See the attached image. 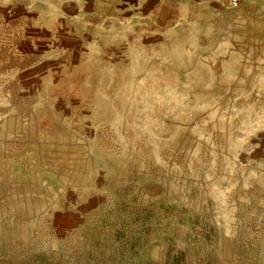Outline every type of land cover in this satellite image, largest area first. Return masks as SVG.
I'll list each match as a JSON object with an SVG mask.
<instances>
[{"label": "rangeland", "instance_id": "obj_1", "mask_svg": "<svg viewBox=\"0 0 264 264\" xmlns=\"http://www.w3.org/2000/svg\"><path fill=\"white\" fill-rule=\"evenodd\" d=\"M143 1L0 0V264H264V0Z\"/></svg>", "mask_w": 264, "mask_h": 264}, {"label": "water", "instance_id": "obj_2", "mask_svg": "<svg viewBox=\"0 0 264 264\" xmlns=\"http://www.w3.org/2000/svg\"><path fill=\"white\" fill-rule=\"evenodd\" d=\"M170 12H171V9L169 6H167V5L162 6V8H161V10H160V12L156 18V22L158 24L163 25L167 21L168 17L170 16Z\"/></svg>", "mask_w": 264, "mask_h": 264}, {"label": "built area", "instance_id": "obj_3", "mask_svg": "<svg viewBox=\"0 0 264 264\" xmlns=\"http://www.w3.org/2000/svg\"><path fill=\"white\" fill-rule=\"evenodd\" d=\"M248 0H229L230 6L236 8Z\"/></svg>", "mask_w": 264, "mask_h": 264}, {"label": "crops", "instance_id": "obj_4", "mask_svg": "<svg viewBox=\"0 0 264 264\" xmlns=\"http://www.w3.org/2000/svg\"><path fill=\"white\" fill-rule=\"evenodd\" d=\"M149 2H150V0H144V1H143V3H145L144 5L146 6L145 8H148V7H149ZM162 6H164V3H162V5L160 6V9H159V11H158V14H159V12H160ZM169 7H170V6H169ZM170 9H171V12H170V15H171V14H172V8L170 7ZM158 14L155 16V19L157 18Z\"/></svg>", "mask_w": 264, "mask_h": 264}]
</instances>
